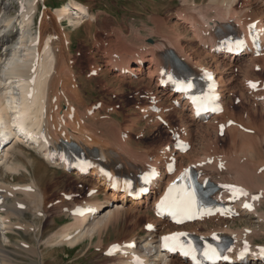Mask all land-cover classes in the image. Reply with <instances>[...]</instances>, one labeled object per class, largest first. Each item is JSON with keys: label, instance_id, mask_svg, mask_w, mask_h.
I'll return each instance as SVG.
<instances>
[{"label": "bare ground", "instance_id": "bare-ground-1", "mask_svg": "<svg viewBox=\"0 0 264 264\" xmlns=\"http://www.w3.org/2000/svg\"><path fill=\"white\" fill-rule=\"evenodd\" d=\"M14 1L18 7L15 13H11L9 10L5 13L3 10L5 8L1 9L2 2H0V44L4 48L2 52L0 51V147L3 150L0 155L5 157L10 150H15L17 155L18 153H24L23 149L16 144L24 140V145L30 146L35 153H40L41 158L47 164L63 170L74 169L72 173L81 179L84 174L82 172L84 168L73 167L74 162H66L62 152L58 148L61 140L72 141L79 146L84 156L88 158L92 166L88 173L93 178L90 181L92 183L95 182L89 191V195H92L94 198L93 201L85 200L81 205L70 206L71 210L78 207L81 211L84 209L85 211L83 213L78 212L79 214L77 215L71 213V215H74V221L72 223L69 222L70 224H66L63 229L58 230L54 235L49 237L48 243L51 245L66 244L70 247L76 246V244L86 238L93 240L95 234L101 236L110 227H114V225L110 226L111 223H117L120 218H125L127 215L139 216L140 214H145L147 221L144 229H140L141 232H144L143 236L137 231L138 233L134 232L129 239L111 242L105 247L103 251L104 256H108L111 253L118 254L119 256L115 263L109 264H192L187 257H180L177 254L172 256L163 252L165 250V246L162 244L163 238L172 234H191L207 240H213L218 235L226 238L229 246L224 259L231 258V261L228 262L223 259L217 262V264H264V244L254 243L256 239L262 237L264 229L255 226L254 224L257 223L252 221L253 218H256L258 223H264V212L259 210L261 205L259 200H264V165L256 167L252 166V164L240 162L239 154H237V157L235 156L237 159H234L235 157L233 159H225L226 157L222 153H218L215 150L212 153H194L193 157H189L190 152L181 153L176 148L180 139V142L188 143L185 138L173 137L175 143L172 142L170 144L168 142L165 146L162 145L148 151L141 149L143 147L130 145L129 141V145H126L127 141L122 138L120 131L110 134V131H106L105 127V131H103L99 124L94 127V130L88 129L90 128H87V123L89 122L85 124L83 120L89 117L93 118L97 113L90 106H88L90 107L88 110L80 113L82 111L80 109L82 103H79L80 106L76 108L64 96L67 93L63 88L58 86L60 82L57 81L58 83H56V79L54 82V79H52L53 74L50 76L58 64L56 55L59 52L58 50L55 54L53 50H56V48L53 50L51 48H54V46H51V39H53L51 34L47 32L50 35L43 37L40 44L37 43L39 38L32 23L35 10L38 9V0H11L9 2L11 6H13ZM245 1L244 7L239 9L236 7L239 2L238 0H179V5H176L171 12L167 13L168 17L173 16L176 19L173 21L172 27L170 26L171 29L161 27L166 23L163 19L162 21L161 18L154 20L155 31H151V33L162 36L169 35L170 37L172 35L177 40L185 38L191 42H199L202 45L200 50L203 51L207 48L203 53L213 61V65L216 62L214 66L206 64L203 59L204 55L199 50H190L188 52L185 46L176 49L171 40H153V42H149L138 49L135 48L136 51L133 54H137L138 57L136 56L137 59L133 63L130 61L132 53L126 52L127 54H124L125 58L123 61L121 59V62L119 61L116 64L118 60L115 59V64H112L114 62L112 60V65L110 64L111 69L121 79L131 76H142L145 72V77L149 78V80L156 78V82L154 81L157 87V89L155 88V92L157 90L158 93L162 94L160 95L162 100L169 102L172 106L178 105V109H181L180 111L186 116L188 124L201 122L202 120H212L215 117L217 119V116L221 115L226 116L224 111H221L219 112L220 115L208 113L205 119H202L196 115V108L183 93L174 92L173 89L175 87H171L169 92H166L165 87L170 86V76L174 75L173 71L179 72V69L187 68L188 72L186 71V73L188 75L192 73L196 75V79L213 85L215 90L217 88L216 96L218 102H223V98L229 89L223 76H229L228 82L236 78L233 74L234 69L232 64L235 65L236 61L247 55L249 58L245 62L246 66L247 62L251 59L255 60V58H251L257 57L255 55L264 57V11L261 9L264 6V0ZM55 12L58 14L57 18L65 19L68 25L75 27H81L84 23L83 17H94L93 14L89 13L86 5L70 0L69 2H64ZM233 32H235V35L244 36L243 45H226L225 37L230 38L229 33ZM186 33L187 35L185 36L184 34ZM64 38L65 36L62 39L66 40ZM52 41L55 42V40ZM62 44L63 42L60 43V45ZM203 47L205 48L203 49ZM170 49L177 55V60L172 61L169 58L167 51ZM240 49L243 50L240 52ZM59 61L62 62V60ZM146 63L148 65L145 70ZM250 63L247 67L244 64L242 66L244 65L243 67L250 68V70L251 67H257V62L252 63L251 61ZM243 67L239 66L240 69H238L245 71ZM247 75L249 76V74ZM251 78L254 77L251 76ZM241 81V90L246 89L249 92H253L258 88L257 85L255 86V81L245 75H243ZM263 83H261L262 89H264ZM155 92L154 95H156ZM68 96L70 95L68 94ZM76 96L82 99L80 91H78ZM70 97L72 99V96ZM59 99H63L65 102L67 101L73 105L72 108L75 113L73 118L68 111H66V114L65 112L59 114V109L55 105ZM257 99L259 100V104L264 107V94L257 97ZM164 110L156 101H152L147 107L145 115H153L157 121L166 122ZM79 115H81L80 118L78 117ZM238 118L243 122L238 120ZM238 118L233 122L225 119L227 120V124H229L228 131H232L234 134V138L231 136V142L238 141L241 146L251 145L252 143L250 142L253 141L254 137L248 133L251 134L255 130L258 131L259 125L255 122H250L249 117ZM206 123H209V121ZM262 123L264 124V122ZM99 129L101 131H98ZM7 137H11L10 140L14 138L13 144L7 146V143L2 146L4 144L2 139H6ZM26 138L30 139V141L25 140ZM251 151L252 148L248 150V152ZM235 154L236 152H234ZM256 164L261 163L256 162L253 165ZM32 165L33 162H31V170L32 172L34 171L33 175H38V172L42 168L34 169V165ZM15 166L13 165L12 167L15 168ZM12 167L11 164L9 166L6 165L7 171L14 172V168L12 169ZM25 171L30 172L29 167H25ZM193 172L199 176L200 183L212 181L217 185L210 199L220 204V209L213 213L202 214L196 221L180 224L171 222L167 216L157 217V204L165 197L167 190L173 184L177 186L183 176ZM122 174L132 175L135 178L144 175V177L150 179L156 190H152L151 194L144 197L143 200H136L131 196L127 198L128 189L117 194L116 190L110 189L115 178L121 177ZM35 175L34 177H36ZM42 183H44V180L41 182L36 178H32V181L24 184L16 182L15 185L4 184L3 186V183L0 182V225L1 227L5 226L3 229L1 228L2 230L8 231L7 229H9L25 232L26 227L38 226L34 225V221L28 222L23 216L26 212L32 211L34 217H43V214L40 213L41 195L44 194L42 191L44 185ZM98 189L102 190L104 199L97 197ZM138 190L139 186L136 187L134 193H137ZM156 191L157 193L155 194ZM91 192L95 194H91ZM23 195L26 196V200H19L20 196ZM112 202L113 205H110ZM64 203L66 202L64 201ZM246 205L248 206L246 207ZM2 214L8 215L9 218L4 219ZM60 216L56 215L57 219H51L55 222L61 218ZM14 219L17 220L14 221ZM228 221H232V223ZM236 224H242L243 226L240 228L235 226ZM23 226L24 228H22ZM4 236L3 240L7 239V236ZM140 243L157 248L154 256L147 263L148 257L143 256L144 254H141V252H150L149 250L145 252L138 249V244ZM115 244L118 247L113 252L112 247ZM0 245H2L1 242ZM22 246L26 245L22 244ZM100 246L101 244L98 242L94 247L98 249ZM10 252L6 251L4 246L0 248V264H13L9 259V256L12 254ZM26 253V255L32 254L36 256L37 249L35 246H31L30 249L26 250ZM241 256H244L245 259H240ZM42 259L43 256L40 255L41 262H43Z\"/></svg>", "mask_w": 264, "mask_h": 264}, {"label": "rangeland", "instance_id": "rangeland-1", "mask_svg": "<svg viewBox=\"0 0 264 264\" xmlns=\"http://www.w3.org/2000/svg\"><path fill=\"white\" fill-rule=\"evenodd\" d=\"M10 1L11 0H0V2H2L1 9H3L4 7L5 9L3 10L5 11V13L8 10L11 13H15L16 8H18L15 1L13 2V6H11V4L9 3ZM70 1L80 2L86 5L89 13L93 14L95 18L83 17L84 23L81 25V27L66 25L65 19L57 18L58 14L55 12V10L59 8L64 2H69V0H38L37 2L38 9L35 10L32 26L38 35L39 38L37 42L38 44H40L41 39L43 37L51 34L53 38L51 39V46H54V48L53 47L51 48L52 50L56 48V50H53L55 54L59 50V52L57 53L58 55H56L57 57L55 56L56 59H58L57 61L59 65L58 64L56 65L54 71L51 73L50 76H52V74L54 77L56 76V78L52 76V79H54V82L56 79V83L60 82L58 83L60 84L58 86L63 88L67 93L66 94L67 96L66 95L64 96L72 104H74L76 108L80 106L79 103H82V106H80V109L82 111H80V113L84 112L85 110H88L90 107L97 113L94 115L93 118L89 117L83 120V123L85 122V124L89 122L87 123V128L90 127L88 129L94 130V127H96L99 124V126L102 127L101 129H103V131L107 129L106 131L108 132L110 131V134L112 132L117 133L120 131L122 138H124L127 141L126 145H129L128 144L129 141V143H131L130 145L140 146L143 147L141 149L148 151H151L152 149H156L157 147L162 145L165 146L168 142L170 144H172V142L175 143V139L173 137L185 138L189 143V149L187 150V152H190L188 155L189 157H193L195 155L194 153L196 154H199L198 152L212 153V151L215 150L218 153H222L226 157L225 159H229V158L233 159L235 156L237 157V154H239L240 158L239 157L238 158L240 162H244L245 164H252V166H256V167L257 166L260 167L264 165L263 164L264 163V124L262 123L264 122V107H262L261 104H259V100L257 99V97L262 96L264 94V89L261 88V83L264 82L263 56H259L262 59L261 58L259 59L258 55H255L257 57H251V58H255V60L251 59L249 62H247V66L251 64L250 63L251 61L252 63L257 62V67H253L254 69L251 67V70L250 68L249 69L246 68L247 66L245 62L249 58L248 55L244 57L245 59L241 58L238 61H236L235 65L232 64V67L234 69L233 74L236 77L233 81L228 82L229 76L228 75L223 76L225 83L227 82L226 84L229 87L226 96L223 98V102L220 103L221 109L224 111V114H226V116L221 115V116H217L220 119L218 118L216 119L215 117L214 118L215 120L210 119L207 121L204 120L201 122L188 124L186 122V116L180 111L181 109L180 110L178 109L179 108L178 105L172 106L169 102L162 100V98L160 97V95L162 94L158 93L157 90L155 92V88L157 89L154 83V81L156 82V78L150 79L151 80L150 81L149 78L145 77L146 75L145 72L142 76L138 75L127 78L125 77L121 79L118 78L115 75V71L111 69V65L115 64L116 62L115 59L118 60L116 64L121 59H122L121 61H123V59L125 58L124 54L132 53V57L130 61L131 62L135 61L138 55L133 54V52H135L136 49H138L139 47L149 43V40L151 39L157 41L171 40L174 43V47L176 49H180L181 47L185 46L188 52H190V50L201 51L200 49L202 45L197 41L191 42L185 38L177 40L175 39V36L172 37V35L170 37L169 35L162 36V35H156V33H151V31H155L154 28L155 19L159 20L161 18V21L163 19V21H166V23L165 25L163 24L161 27L164 29H171L172 27L171 25H173V21H175L176 19H174L173 16L168 17L167 13L171 12V10L176 5H179V0H70ZM238 1L239 2L236 5V7L239 9L243 8L244 3L246 1L245 0H238ZM6 2H8V4ZM261 9L262 11H264V6H262ZM50 29L51 31H49ZM47 32L50 34H48ZM59 32L62 34H60ZM184 35L186 36L187 33ZM62 36L63 37L65 36L66 40H63ZM52 40H55L56 43ZM62 42H63L62 45L63 46L65 45L64 47L60 45V43ZM204 48L205 47H203V49ZM3 50H4L3 46L0 45V51L2 52ZM203 51H201V53L204 55L203 59L206 62V64L208 63L209 65L214 66L216 62H214L213 65V61H211V59L207 57L203 53ZM111 52L112 53L115 52V53L112 54ZM111 55H113L112 56L113 59ZM59 60H62L63 63ZM112 60H114L113 63ZM242 64H244L246 67H243L244 65L242 66ZM147 65L148 63H146L145 65V70ZM239 66L243 67L246 72L243 70H239L240 69ZM63 67L65 68L62 71ZM56 72L57 74H55ZM247 74H249V76ZM243 75L250 78L251 80H254L257 83L256 85L258 86V88H256L253 92H249L244 88H243L244 90H241L242 89L241 80L243 78ZM251 76L254 78H251ZM74 91L76 94L74 93ZM78 91H80L82 95V99L76 96ZM153 91L156 93V95H154ZM168 91L169 90H166V92ZM68 94L72 96V99H70L71 97L68 96ZM73 97L74 98L77 97L78 98V99L76 98L77 101L74 100ZM52 98L55 99L54 97ZM63 101H64L63 99L61 100L59 99L57 104H55L57 106V109H59V114H62L63 112H65L66 114L67 113L66 111H68L69 113H71L73 118V116L75 115L74 109L72 108L73 105L67 101H66L67 103L65 101L64 103ZM152 101H156L158 105H160L163 109H165L164 113L166 115L164 114V117L166 118V122L157 121L153 115H145L146 109ZM80 116L81 115H79L78 117L80 118ZM238 117H243V118L249 117L250 122H255L259 125L258 131L255 130V132H252L251 134L248 133L249 135H252L254 137L253 141L250 142L252 143L251 145L241 146L238 141L234 143L231 142L232 140L231 136L234 138V134L232 131H228L229 124H227L226 122L227 120L225 119H229L230 121L233 122L237 120ZM238 120L240 119L238 118ZM208 121L209 123H206ZM103 123H106L104 124L105 126L103 125ZM98 131L101 130L99 129ZM201 137H203L204 139ZM205 139L207 140L206 142ZM12 144H13V140H10L7 146H10ZM16 144L23 149L24 153H20V154L18 153L17 155L15 150H10L9 153L5 155V157H3V155H0V182L3 183L2 185L4 186V184L15 185L16 182L23 184L28 183L32 181V178L39 179L41 182L42 180H44V183H42L44 185V187H42V191L44 192V194L41 195V209H40V213L43 214V217L42 216H38L39 218L34 217L32 215V211L26 212L23 216L24 219H26L28 222L34 221L35 222L34 225H38V226H30L29 228L26 227L25 228L26 231L24 232L20 230L18 231V230H9V229H7L8 231H5L2 230L5 226L1 227L0 225V238H1L0 242L4 246L6 251L8 252L11 251L10 253L12 254L11 256H9L11 263L13 264L115 263L117 257H119L118 254H110L108 256H104L103 254L105 247L109 243L119 242L121 241V239H129L134 232L135 233L140 232V235L143 236L144 232H141L140 229L141 230L144 229V225L147 221V216L145 214L142 215L140 214L139 216L127 215L125 218H120L117 223L115 224L114 222L111 223L110 226L114 225V227L113 228L110 227V229L102 233L101 236L95 234L93 240L86 238L83 241L76 244V246L70 247L67 246L66 244L51 245L50 243H48L49 241L47 240H49V237L54 235L55 232H57L58 230L63 229V227H65L66 224L67 225L70 224L69 222L72 223L74 221V215H71L72 213L71 207H73V205L74 206L81 205L85 200L93 201L94 198L92 197V195H89V191L95 183V182L92 183V181H90L92 177L89 176L88 174L90 172L91 166L87 169L86 172L85 171L83 172L84 174L80 179L75 174L72 173L74 170H63L60 168L50 166L43 160V158H41L40 153H35L30 148V146L24 145V142H19ZM203 147L206 150H204ZM250 148H252V151L248 152ZM234 152H236L235 155ZM236 157L234 159H237ZM31 162H33L34 169L42 168V170L38 172V175L34 174L36 177H34L33 175L34 171L32 172L31 170ZM256 162L261 164L253 165ZM10 164L11 167L13 165L14 166L16 165L15 168L12 167V169L14 168L13 170L14 172L7 171L6 165L9 166ZM17 164L20 166H18ZM25 167H29L30 172L28 171L26 172ZM97 192H98L97 197L100 199H104L102 190L98 189ZM93 193L94 192H91V194ZM17 197L19 198V196ZM20 197L21 198H19V200L22 199H24L22 201L26 200V196L23 195ZM64 201L66 203H64ZM259 201L261 203L259 210L264 212V200L262 201V199H260ZM68 203H70V205H68ZM56 215H61L60 216L61 218H59L54 222L53 221L54 218L55 219L58 218L55 217ZM2 216L4 217V219L9 218V216L6 214H2ZM16 220L17 219H14V221ZM252 221L254 223H257V224L253 223L255 226L264 229V223L263 224L261 222L258 223L256 218L255 219L253 218ZM228 222L232 223V221H228ZM244 223L248 224L247 222ZM235 226L241 228L243 225L236 224ZM22 228H24V226ZM4 235L7 236V239L3 240V237H5ZM261 236L262 237L256 239L254 243L264 244V234ZM98 242L99 244H101V246L98 249H96V247L94 246ZM22 244H25L26 246H22ZM2 245H0V248H3ZM31 246L33 247L35 246V248L37 249L36 256L32 254L26 255L27 254L26 250L30 249ZM145 248L148 247L144 243L138 244V249L146 250ZM40 255L43 256L42 259L43 262H41L40 260Z\"/></svg>", "mask_w": 264, "mask_h": 264}, {"label": "snow or ice", "instance_id": "snow-or-ice-1", "mask_svg": "<svg viewBox=\"0 0 264 264\" xmlns=\"http://www.w3.org/2000/svg\"><path fill=\"white\" fill-rule=\"evenodd\" d=\"M254 86V85H253ZM248 205H246V207H247ZM190 218V217H189ZM164 240H168V239H170V237H164L163 238ZM206 255H207V253H206ZM213 255H214V252H213Z\"/></svg>", "mask_w": 264, "mask_h": 264}]
</instances>
